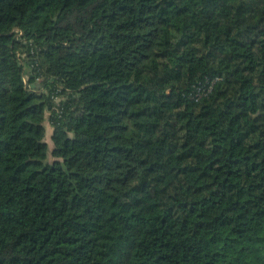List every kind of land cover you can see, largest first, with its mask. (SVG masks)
Wrapping results in <instances>:
<instances>
[{
    "label": "trees",
    "instance_id": "trees-1",
    "mask_svg": "<svg viewBox=\"0 0 264 264\" xmlns=\"http://www.w3.org/2000/svg\"><path fill=\"white\" fill-rule=\"evenodd\" d=\"M0 264H264V0H0Z\"/></svg>",
    "mask_w": 264,
    "mask_h": 264
},
{
    "label": "rangeland",
    "instance_id": "rangeland-1",
    "mask_svg": "<svg viewBox=\"0 0 264 264\" xmlns=\"http://www.w3.org/2000/svg\"><path fill=\"white\" fill-rule=\"evenodd\" d=\"M39 84H41V82H39ZM47 129H48V133H47L46 140L48 141L50 147H52L51 135H52L53 129L50 127L48 122H47ZM49 160H52L51 156H50Z\"/></svg>",
    "mask_w": 264,
    "mask_h": 264
},
{
    "label": "crops",
    "instance_id": "crops-1",
    "mask_svg": "<svg viewBox=\"0 0 264 264\" xmlns=\"http://www.w3.org/2000/svg\"><path fill=\"white\" fill-rule=\"evenodd\" d=\"M36 89H41L42 90V87H41V84H39V83H37V85L36 86H34ZM50 125V124H49ZM50 127H51V125H50ZM52 128V127H51ZM53 129V128H52ZM48 130V129H47ZM53 132V131H52ZM52 136V135H51Z\"/></svg>",
    "mask_w": 264,
    "mask_h": 264
}]
</instances>
